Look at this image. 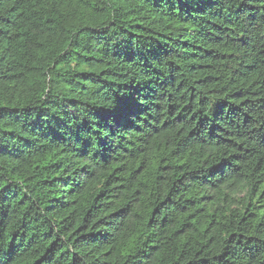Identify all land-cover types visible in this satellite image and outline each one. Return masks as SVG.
I'll list each match as a JSON object with an SVG mask.
<instances>
[{
  "label": "trees",
  "instance_id": "obj_1",
  "mask_svg": "<svg viewBox=\"0 0 264 264\" xmlns=\"http://www.w3.org/2000/svg\"><path fill=\"white\" fill-rule=\"evenodd\" d=\"M0 264H264V0H0Z\"/></svg>",
  "mask_w": 264,
  "mask_h": 264
}]
</instances>
